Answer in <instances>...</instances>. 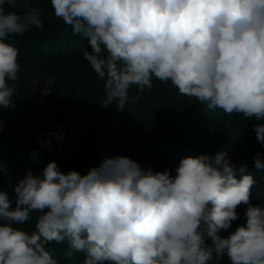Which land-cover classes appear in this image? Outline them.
Masks as SVG:
<instances>
[{
    "label": "clouds",
    "instance_id": "1",
    "mask_svg": "<svg viewBox=\"0 0 264 264\" xmlns=\"http://www.w3.org/2000/svg\"><path fill=\"white\" fill-rule=\"evenodd\" d=\"M54 16L87 38L83 58L104 81L107 108L123 111L129 90L171 82L209 112L242 114L264 146V0H50ZM23 9L18 11V9ZM46 10L31 0H0V107L15 109L21 72L10 37L45 30ZM2 130V128H0ZM58 136L57 133H51ZM62 139V136H58ZM50 145V141L45 142ZM37 153L33 152L35 158ZM256 169L264 159L253 157ZM0 171H4L0 168ZM246 163L227 150L185 156L171 170L105 158L86 175L55 161L0 191V264H59L48 249L67 241L65 258L82 264H264V206L250 202ZM247 205L246 223L227 237ZM31 231L23 225L33 220Z\"/></svg>",
    "mask_w": 264,
    "mask_h": 264
},
{
    "label": "trees",
    "instance_id": "2",
    "mask_svg": "<svg viewBox=\"0 0 264 264\" xmlns=\"http://www.w3.org/2000/svg\"><path fill=\"white\" fill-rule=\"evenodd\" d=\"M31 4L46 10L45 30L33 27L23 37H10L19 49L18 93L13 97L15 109L0 107V168L4 170L0 191L8 194L12 208L19 180L29 171L42 176L50 161L64 173L75 170L86 175L105 158L127 156L141 168L169 169L175 175L181 158L220 150H227L237 167L247 164L255 179L250 202L264 206V169H256L253 162L257 153L264 159V146L253 131L255 119L228 116L220 109L209 112L206 103L181 96L170 81L158 80L150 90L130 89L123 111L116 101L103 107L104 81L83 58V52L91 50L88 39L72 35L71 26L54 16L50 0H31ZM246 210L247 205H239V219L220 235L227 237L245 224ZM32 215L33 220L21 226L27 231L34 227L38 213ZM47 247L59 264L83 262L81 253L65 258L67 241ZM210 264H216L215 253ZM219 264L230 262L225 256Z\"/></svg>",
    "mask_w": 264,
    "mask_h": 264
}]
</instances>
